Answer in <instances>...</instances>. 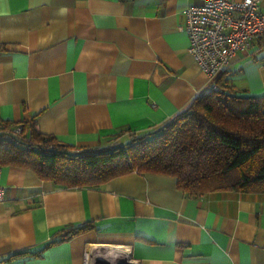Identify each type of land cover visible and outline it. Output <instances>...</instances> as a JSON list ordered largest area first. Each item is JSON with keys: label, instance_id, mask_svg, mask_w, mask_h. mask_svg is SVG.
<instances>
[{"label": "crops", "instance_id": "1", "mask_svg": "<svg viewBox=\"0 0 264 264\" xmlns=\"http://www.w3.org/2000/svg\"><path fill=\"white\" fill-rule=\"evenodd\" d=\"M201 2L0 0V126L25 122L75 149L106 150L168 124L212 87L184 28V10ZM221 74L240 95H264V44ZM0 166V264H83L105 243L129 245L136 264H264V192L192 196L170 174L138 171L61 187Z\"/></svg>", "mask_w": 264, "mask_h": 264}, {"label": "trees", "instance_id": "2", "mask_svg": "<svg viewBox=\"0 0 264 264\" xmlns=\"http://www.w3.org/2000/svg\"><path fill=\"white\" fill-rule=\"evenodd\" d=\"M228 80L219 75L217 89L197 96L168 124L106 150L75 149L22 122L20 136L0 134V165L28 168L61 187H98L138 171L170 174L192 196L264 192V95H240ZM90 228L68 225L52 243Z\"/></svg>", "mask_w": 264, "mask_h": 264}, {"label": "built area", "instance_id": "3", "mask_svg": "<svg viewBox=\"0 0 264 264\" xmlns=\"http://www.w3.org/2000/svg\"><path fill=\"white\" fill-rule=\"evenodd\" d=\"M188 51L217 89L215 79L238 52H248L255 43L264 44V10L259 0H202L184 10ZM21 124L2 125L0 134L20 136ZM6 188L1 181L0 202ZM83 264H136L127 244L105 243L90 247Z\"/></svg>", "mask_w": 264, "mask_h": 264}]
</instances>
